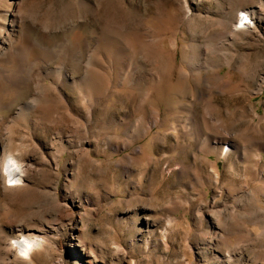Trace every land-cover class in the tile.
<instances>
[{
    "label": "rangeland",
    "instance_id": "rangeland-1",
    "mask_svg": "<svg viewBox=\"0 0 264 264\" xmlns=\"http://www.w3.org/2000/svg\"><path fill=\"white\" fill-rule=\"evenodd\" d=\"M0 264H264V0H0Z\"/></svg>",
    "mask_w": 264,
    "mask_h": 264
},
{
    "label": "bare ground",
    "instance_id": "bare-ground-1",
    "mask_svg": "<svg viewBox=\"0 0 264 264\" xmlns=\"http://www.w3.org/2000/svg\"><path fill=\"white\" fill-rule=\"evenodd\" d=\"M246 15L247 14L244 13H241L240 15V18L242 19L240 22H243V24H245L244 22H247ZM238 21L239 20H237V23ZM3 170L6 177L13 185H15L21 179L22 173L24 171L21 163H18V161L11 154H8V156L4 159ZM40 241L41 239L39 237L30 238L28 236H23V238H18L15 241V248L22 254H28L32 252L34 247L39 244Z\"/></svg>",
    "mask_w": 264,
    "mask_h": 264
},
{
    "label": "built area",
    "instance_id": "built-area-1",
    "mask_svg": "<svg viewBox=\"0 0 264 264\" xmlns=\"http://www.w3.org/2000/svg\"><path fill=\"white\" fill-rule=\"evenodd\" d=\"M241 11H244V14H248V12H246V10H241ZM240 12V11H239ZM238 12V14H237V19L239 20L238 21V25H237V27H244V26H246V25H248L249 23H251V22H249V20H247V22H244L245 24H243V22L241 23L240 21L242 20L241 18H240V13ZM249 15V14H248ZM249 17H251V16H249ZM243 24V25H242Z\"/></svg>",
    "mask_w": 264,
    "mask_h": 264
}]
</instances>
